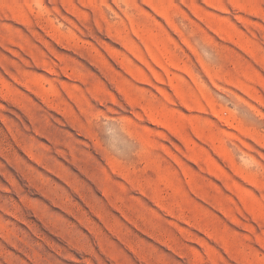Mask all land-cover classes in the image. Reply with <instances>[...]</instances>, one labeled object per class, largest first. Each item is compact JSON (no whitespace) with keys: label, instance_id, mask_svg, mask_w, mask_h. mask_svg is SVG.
<instances>
[{"label":"rangeland","instance_id":"374dc122","mask_svg":"<svg viewBox=\"0 0 264 264\" xmlns=\"http://www.w3.org/2000/svg\"><path fill=\"white\" fill-rule=\"evenodd\" d=\"M0 264H264V0H0Z\"/></svg>","mask_w":264,"mask_h":264}]
</instances>
